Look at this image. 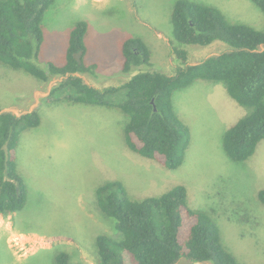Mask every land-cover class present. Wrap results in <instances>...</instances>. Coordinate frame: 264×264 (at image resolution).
I'll return each instance as SVG.
<instances>
[{
	"label": "rangeland",
	"instance_id": "rangeland-1",
	"mask_svg": "<svg viewBox=\"0 0 264 264\" xmlns=\"http://www.w3.org/2000/svg\"><path fill=\"white\" fill-rule=\"evenodd\" d=\"M179 0H52L44 13L38 63L60 64L68 36L78 21L87 23L82 62L95 64V76L76 74L95 88L117 87L138 72L174 75L228 51L219 41L206 47L182 45L172 35L171 14ZM217 8L231 23L264 30V15L249 0H185ZM140 39L150 65L121 72L120 45ZM184 50L182 64L172 53ZM65 77L41 83L0 63V113L20 116L36 111L40 125L22 132L16 170L26 187L24 207L0 216V264H96L95 238L119 235L114 220L94 206L96 188L119 181L131 200L157 196L183 185L187 204L207 213L219 229L225 249L241 264H264V140L253 155L233 162L222 149L225 130L248 109L230 99L222 82L196 80L173 92L172 107L188 126L191 141L181 166L169 170L127 149V117L117 109L51 102L50 89ZM159 225V223H157ZM175 264H192L180 259Z\"/></svg>",
	"mask_w": 264,
	"mask_h": 264
},
{
	"label": "trees",
	"instance_id": "trees-1",
	"mask_svg": "<svg viewBox=\"0 0 264 264\" xmlns=\"http://www.w3.org/2000/svg\"><path fill=\"white\" fill-rule=\"evenodd\" d=\"M264 15V0H249ZM52 0H0V63L22 71L41 83L65 77L48 94L51 102L117 109L127 117L123 128L129 151L169 170L179 168L191 141L188 126L175 114L174 91L196 80L222 82L227 96L247 114L230 125L222 136V149L233 162L251 157L264 140V30L231 23L215 7L179 0L171 14L172 35L182 45L206 47L215 41L230 49L193 65L176 68L174 75L138 72L117 87L95 88L76 74L95 76V64L82 62L87 23L78 21L69 33L60 64L38 63L43 40L41 22ZM81 52V63L73 55ZM184 64L187 53L173 48ZM121 72L128 74L150 65V52L138 38L120 45ZM153 104L156 111L153 110ZM40 125L36 111L14 115L0 113V215L20 211L26 203V187L16 170V149L22 132ZM264 205V188L256 194ZM94 206L114 220L118 239L105 234L95 238L96 264H241L220 242L219 229L211 217L187 204L183 185L157 196L128 198L119 181L99 185ZM159 223V225L157 224ZM56 264H69L59 253Z\"/></svg>",
	"mask_w": 264,
	"mask_h": 264
},
{
	"label": "water",
	"instance_id": "water-1",
	"mask_svg": "<svg viewBox=\"0 0 264 264\" xmlns=\"http://www.w3.org/2000/svg\"><path fill=\"white\" fill-rule=\"evenodd\" d=\"M74 59L78 62V63H81V52H77L73 55ZM151 104L153 106V110L156 111V108L153 104V101H151Z\"/></svg>",
	"mask_w": 264,
	"mask_h": 264
},
{
	"label": "crops",
	"instance_id": "crops-1",
	"mask_svg": "<svg viewBox=\"0 0 264 264\" xmlns=\"http://www.w3.org/2000/svg\"><path fill=\"white\" fill-rule=\"evenodd\" d=\"M91 65V64H90ZM87 66H89V65H87ZM101 89V88H100ZM176 114V113H175ZM1 216V215H0ZM1 217H3V216H1Z\"/></svg>",
	"mask_w": 264,
	"mask_h": 264
}]
</instances>
